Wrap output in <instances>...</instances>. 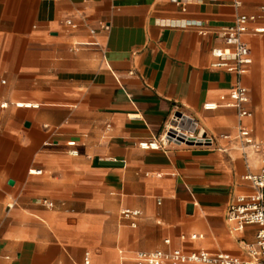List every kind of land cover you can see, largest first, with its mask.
I'll list each match as a JSON object with an SVG mask.
<instances>
[{"label": "crops", "instance_id": "1", "mask_svg": "<svg viewBox=\"0 0 264 264\" xmlns=\"http://www.w3.org/2000/svg\"><path fill=\"white\" fill-rule=\"evenodd\" d=\"M178 1L0 0V264H134L139 251L177 248L248 260L244 242L260 227L227 220L251 191L240 152L139 143L180 113L217 145L236 143L219 138L237 131L236 77L211 68L210 52L228 48L217 33L264 0ZM258 27L264 16L244 35L253 140L264 138ZM123 209L140 211L135 226Z\"/></svg>", "mask_w": 264, "mask_h": 264}, {"label": "built area", "instance_id": "2", "mask_svg": "<svg viewBox=\"0 0 264 264\" xmlns=\"http://www.w3.org/2000/svg\"><path fill=\"white\" fill-rule=\"evenodd\" d=\"M177 3L179 1L177 0ZM236 8L241 6L240 0H234ZM264 16V5L261 6L259 15L238 14L235 17L234 24L221 29L217 36L228 47L214 46L211 50L213 58L210 63L213 69H223L235 74L234 86L231 88V105L236 108L238 116V125L235 135L221 134L219 138L224 140H235L236 143L226 149L217 145L216 137L210 136L203 131L196 119L185 113L172 114L171 119L165 126L164 132L160 137H153L151 140L141 141L140 147L143 149H167L170 144L197 146L204 148H214L220 151H238L244 159L246 173L243 178L249 180L251 191L247 194L239 195L233 201L227 210V220L233 231H242L249 225L260 227L256 232L255 239L251 242H244V249L248 255V260H240L229 253L218 252L210 253L207 251L185 252L181 249L164 251L161 249L154 251H139L136 254L134 264H264V138L263 140H253L251 131L243 125L242 119L251 113L245 105L249 103L248 88L243 83V76L249 71L253 63L251 50L244 40L245 33H248L250 22ZM66 24L75 27L72 19H67ZM101 30H107V24H103ZM91 34L95 35L98 31L91 29ZM256 33H264V27H258L254 30ZM204 33V31L202 32ZM97 43V42H96ZM4 83L5 81L2 80ZM17 107L36 108L37 104L17 103ZM218 105L215 102L204 104V109H216ZM72 144V143H71ZM77 150H72V155H78ZM256 167L252 166V163ZM38 170L37 173H40ZM44 203L52 206L49 201ZM161 203V200H158ZM122 216L131 221V225H136V220L140 216L139 210L123 209ZM193 239L196 235L191 236ZM184 238V236H183ZM166 244L171 243L169 239ZM85 264H89L86 260Z\"/></svg>", "mask_w": 264, "mask_h": 264}, {"label": "water", "instance_id": "3", "mask_svg": "<svg viewBox=\"0 0 264 264\" xmlns=\"http://www.w3.org/2000/svg\"><path fill=\"white\" fill-rule=\"evenodd\" d=\"M11 183H12V181H11Z\"/></svg>", "mask_w": 264, "mask_h": 264}]
</instances>
